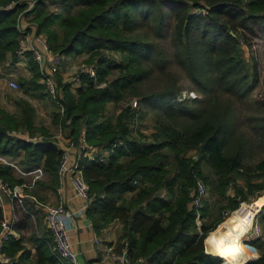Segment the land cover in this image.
Segmentation results:
<instances>
[{"label":"trees","instance_id":"trees-1","mask_svg":"<svg viewBox=\"0 0 264 264\" xmlns=\"http://www.w3.org/2000/svg\"><path fill=\"white\" fill-rule=\"evenodd\" d=\"M15 1L12 8L0 9V64L11 67L16 62L23 37L19 20L24 16L46 35L54 52H89L90 62L98 57V83L81 74L76 85L62 82L56 74L59 92L52 94L39 80L30 52L31 76L19 78L28 96L50 98L51 121L68 140L78 144L84 131L88 147L77 161L91 195L86 215L95 234L119 221L112 251H124L132 262L142 256L144 264H264V238L249 240L259 255L244 242L226 247L227 236L251 225L264 202V155L251 161L253 148L264 150V95L254 102L259 113L248 117L253 136L238 130L235 107L258 81L255 57H250V73L239 44H250L253 36L264 32V0H30L29 9L27 0ZM200 8L206 9L205 15L196 12ZM142 27L151 29L153 36L141 34ZM105 50L117 52L119 58ZM113 68L119 75L108 79ZM175 69L183 71L201 96L178 99L181 86ZM155 72L169 85L143 92L141 84ZM102 81L106 85L98 86ZM130 95L158 108L149 131L139 137L131 135V128L136 115L144 117L147 111L137 113L128 103L117 106ZM13 102L14 110L0 105V156L25 171L40 166L47 177L25 188V213L15 224L20 231L33 207L31 196L43 200L38 188L59 185L63 148L44 128L45 137L38 142L10 135L11 129L40 131L33 103L23 96ZM107 103H113L116 112L107 109ZM89 148H95L93 157L86 154ZM197 174L211 194L225 201L219 202L220 209H235L249 195L261 197L243 201L217 227L225 218L212 209L218 200H204L198 209L190 205ZM0 175L11 186L33 176L2 162ZM2 216L0 204V221ZM257 218L264 232V213ZM37 235L29 236L36 246L35 264H67L52 253L50 233ZM23 239L21 234L5 242L7 254L20 255L4 264H26L30 252Z\"/></svg>","mask_w":264,"mask_h":264},{"label":"built area","instance_id":"built-area-1","mask_svg":"<svg viewBox=\"0 0 264 264\" xmlns=\"http://www.w3.org/2000/svg\"><path fill=\"white\" fill-rule=\"evenodd\" d=\"M29 2L27 9L32 6L33 1ZM16 1H10L6 4H0V9H9L15 5ZM19 29L23 33L20 47L16 50L17 60L16 66L28 67V57L26 52H30L32 59L37 63L40 72L41 82L44 83L46 89L54 94L59 92L55 75L59 74L60 67L64 61V54L54 52L47 41L35 28L32 31L24 29L19 20ZM84 74L96 79V68L94 65L81 64L74 72V77L69 82L73 84H80V75ZM9 85L12 88H17L18 83L16 80H10ZM99 85V84H97ZM8 133L12 136L24 139L29 142L42 141V137L30 135L29 133L20 129H11ZM67 147H76L77 157L83 149L88 146L84 139V131H82L81 138L78 144L72 140H68ZM0 162L12 165L22 175L33 174L31 181L19 183L11 186L7 180L0 175V203L3 208V203L8 199L11 203L8 212L3 208V216L0 221V264L7 263L11 257L4 251L5 242L13 233V225L19 220L17 206L23 208V199L28 196L25 188H30L34 185L35 181L43 174L40 166L30 170H22L15 162L8 161L6 158L0 156ZM59 176L62 177L66 174L70 176V185L73 194L76 198L83 201L82 210H86L87 204L91 199L89 187L86 180L81 174L78 166L77 158L74 161L70 160L69 151L63 148L60 164L58 168ZM206 185L197 179L194 190L191 194L190 205L196 209L201 207L202 201L206 194ZM33 197V196H32ZM34 198V197H33ZM44 217L48 231L51 235L52 245L51 249L54 254L65 261L67 264H80L79 255L73 246L70 236L69 219L72 218L73 212L67 209L63 204H43ZM225 215L228 212L224 213ZM197 223L200 224L199 214L197 215ZM254 238H264L262 225L258 221H252L251 229L247 233V241ZM245 240V239H244ZM107 255L113 260L114 264H144L145 259L142 256L136 258L134 262L125 254L124 251L116 253L107 251Z\"/></svg>","mask_w":264,"mask_h":264},{"label":"rangeland","instance_id":"rangeland-1","mask_svg":"<svg viewBox=\"0 0 264 264\" xmlns=\"http://www.w3.org/2000/svg\"><path fill=\"white\" fill-rule=\"evenodd\" d=\"M10 1H15V0H9L7 2H10ZM0 4L3 5V2L1 0H0ZM50 7L53 8V6H50ZM196 12H199L202 15H205L206 9L200 8ZM24 18H25L26 22H32L29 19V16H24ZM139 32L141 34H143L144 36H146L147 38H151L153 36L152 30L147 28V27H142ZM39 33L46 38V35L44 33H41V32H39ZM163 46H165V42H163ZM239 47L241 49L243 56L248 61V68H249L250 73H252V68H253L250 57L254 56L256 59V62H257L258 81H257L255 87L248 94L247 99H245L244 101H236L235 102V107H236V110H237L239 117H240L238 130L244 131V133L246 135L248 134L250 136L251 135L253 136V130H252V126H251L252 124H251V121L248 120V117L250 116V114L251 115H257L259 113V111L256 109V104L254 102L258 98L261 99L264 95V32H259V34H256L255 36H253L250 44H247L243 41H240ZM105 53L107 55H113V56H116L119 58V54L115 51L105 50ZM89 57H90L89 52L76 53V54H74V53L64 54V61L61 65L60 71H59V75L62 78L61 81L62 82L70 81L71 78L74 77L73 75H74L76 68L78 66H80L81 64H88V65H95L96 66L97 62H98V57L92 58L93 63L90 62L91 60H89ZM16 63L17 62H15L14 65H12L11 67H7L5 64L4 65L0 64V105L5 107L8 110H14L15 109L14 108V102H13V98H15V97L23 96V97H26L27 99H29L31 102L35 101V99H36L32 96L26 95L25 92H23V89L21 88V86L19 84V78L21 76L25 77V78L31 76L30 68L29 67H27V68L26 67H18V66H16L17 65ZM8 71H9V73H7ZM175 72L177 74L176 76L179 78L178 85L181 86V91L179 93L178 99H184L185 97L201 96V93L196 89V87L192 84V82H190V80H188L185 77L183 71H181L180 69H175ZM118 75H119L118 68H113L111 70V74L108 75L107 78L110 79V78L116 77ZM10 80H16L18 83V87L12 88L9 85ZM39 80L41 81V79H39ZM95 81H96V83H98L97 79H95ZM167 81H168V79H166L164 76L158 75V73L155 72L149 80H146L144 83L141 84V89L143 92L160 90L161 88L167 87L169 85L167 83ZM105 85H106V82L102 81L99 83L98 86L102 87ZM70 89H71V91H73V93L75 92L74 88H70ZM36 100L38 101L37 109L39 111V114L37 115V119H36L37 122L36 123H37V126L39 127L40 131H36V132H34V134H31L27 131L26 132L29 133L30 135L45 137L41 131L42 130L41 128H44V129H47L48 132L51 133V135L55 138H56V136H59L60 133H64V131L63 132L61 131V127L56 126L51 121V110H52L53 106H52V103L50 101V98L46 96L45 98H41V99L38 98ZM126 103L130 104L133 108L136 109V111L139 110V112H137V113L141 114L142 112L147 111V113L144 112L145 113L144 117H139L140 116L139 114L136 115L135 123L132 125V128H131V135L135 136V137H139L140 133L145 134V132L149 131L147 126L149 124H151L152 115L158 108H157V106L143 104L141 102L139 95L127 96V98L125 100L121 101L120 103H118L117 106L122 107ZM155 103H158V102H155ZM107 109H109L110 111L113 110L114 112H116V106H114L113 103H107ZM252 152H253V154H252L251 161L256 160L260 156L264 155V150H262L260 147L253 148ZM31 178L32 177H30L28 181H31ZM197 179L198 180L200 179L207 187L205 197L202 201V205H203L204 200H208V199H210V201L218 200V202L215 201V204H214V206H212V209L214 211L216 210L217 213L228 212L227 215L224 214L225 218L217 225V227L223 221H225L232 214V212L235 211L240 206V204L243 201L252 202V201L257 200L258 198H260L261 196L264 195V194H262L261 196H259L257 198H253L252 196L249 195L248 198L240 201L237 208L232 209V210L225 209V208L220 209L219 208V205H220L219 202L225 203V201L223 199H221V197H219L217 194L216 195L211 194L207 184L205 183L203 178L201 176H199L198 174L194 178V184L196 183ZM238 181H239V183H242L241 180L238 179ZM230 191H232V189H230ZM49 204H56V203L50 202ZM263 205H264V202L262 205H260V208H259L258 212L255 214L253 221H258L260 223V220L257 218V215H259V213H261V212L264 213V209L261 210ZM247 226H250V225H247ZM216 228H214V229H216ZM117 229H120L119 226L116 228V236H117ZM214 229H211L209 231V233H211V231ZM32 232H33V230H31V229L25 230L24 231V237L29 238V236L31 235ZM209 233L207 234V237L209 236ZM246 237H247V235H245V237H244V239H245V240H243L244 243L251 245L249 243V241H247ZM250 240H252V239H250ZM51 245H52V242H51ZM51 245H50V249H51ZM251 246H253V245H251ZM51 251H52V249H51ZM214 256H218L219 258H221L219 255H214Z\"/></svg>","mask_w":264,"mask_h":264},{"label":"crops","instance_id":"crops-1","mask_svg":"<svg viewBox=\"0 0 264 264\" xmlns=\"http://www.w3.org/2000/svg\"><path fill=\"white\" fill-rule=\"evenodd\" d=\"M21 24L26 28L31 27V29H28L30 31H32V28L36 27L34 23L26 22L24 17H21ZM32 103L35 106L38 115V101L35 99V101H33ZM62 134L64 133H60L59 136H56L57 142L62 148H67V150L69 151L70 160L74 161L77 158V149L76 147H67L68 137L63 136ZM94 153L95 148H89L86 151V154L89 157H93ZM41 178H47L45 176V173ZM38 191L44 197V199L36 200L31 196L34 201L32 210L28 212V222L24 224L22 228H20V231L16 229L15 223L13 225V233L11 236L19 238V236L22 234V236L24 237V231L27 229L33 230V232L38 234L37 236L49 235L42 205L49 204L50 202H54L56 204L61 203L67 209L73 212L72 218L69 219V233L73 242V246L78 252L80 264H114L113 260L110 258V255H107V251L112 250V246L114 245V242L116 240V228L121 225L119 221H113L107 228L104 229V231L100 235H96L91 227V221L86 215V210L81 209L83 201L79 198H76L73 194L70 185V176L68 174L62 177L59 176V185L54 189H52L51 186L48 185L42 188H38ZM10 207L11 203L8 199H6L3 203V208L6 212H8L10 210ZM17 211L20 220L24 216L23 213H25V209L17 206ZM23 243L30 252L28 258L24 259L25 263L35 264V244L29 238L25 237L23 239ZM254 248L259 255L256 247ZM19 255L20 252L14 254V256H9L11 257V261H13L14 258L17 259ZM11 261L7 263H10Z\"/></svg>","mask_w":264,"mask_h":264},{"label":"bare ground","instance_id":"bare-ground-1","mask_svg":"<svg viewBox=\"0 0 264 264\" xmlns=\"http://www.w3.org/2000/svg\"><path fill=\"white\" fill-rule=\"evenodd\" d=\"M251 225L250 226L242 225L239 227L236 233L229 234L226 239V247H233L235 245L243 243L245 235H247V233H249L251 229Z\"/></svg>","mask_w":264,"mask_h":264},{"label":"water","instance_id":"water-1","mask_svg":"<svg viewBox=\"0 0 264 264\" xmlns=\"http://www.w3.org/2000/svg\"><path fill=\"white\" fill-rule=\"evenodd\" d=\"M206 250V249H205ZM206 252H207V250H206ZM208 253V252H207ZM249 261V260H248ZM247 262V261H246Z\"/></svg>","mask_w":264,"mask_h":264}]
</instances>
